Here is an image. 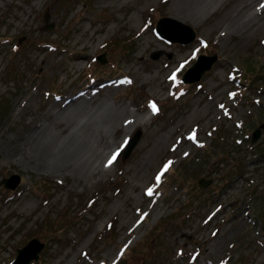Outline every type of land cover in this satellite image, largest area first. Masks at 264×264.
<instances>
[{
  "label": "rangeland",
  "instance_id": "1",
  "mask_svg": "<svg viewBox=\"0 0 264 264\" xmlns=\"http://www.w3.org/2000/svg\"><path fill=\"white\" fill-rule=\"evenodd\" d=\"M173 1L0 0V179L20 177L0 182V264L32 237L43 246L23 264H264V126L250 139L264 122V13L230 33L180 18L195 31L181 43L156 30ZM200 52L216 59L182 81ZM246 64L262 77L242 76ZM95 81V96L138 112L100 179L23 159L18 133Z\"/></svg>",
  "mask_w": 264,
  "mask_h": 264
},
{
  "label": "bare ground",
  "instance_id": "2",
  "mask_svg": "<svg viewBox=\"0 0 264 264\" xmlns=\"http://www.w3.org/2000/svg\"><path fill=\"white\" fill-rule=\"evenodd\" d=\"M170 13L177 19L213 16L210 27L230 33L260 17L264 0H240L236 4L233 0H174ZM99 83H90L82 92L65 91L59 97L60 109L48 112L52 114L49 121L34 120L26 135L19 132L14 148L18 147L23 159L52 171L78 170L99 180L108 169L103 165L105 158L118 152L138 115L129 111L127 103L95 96L93 88ZM110 129L114 130L111 140L107 138ZM17 139L24 145H17ZM152 144L157 145V136Z\"/></svg>",
  "mask_w": 264,
  "mask_h": 264
},
{
  "label": "water",
  "instance_id": "3",
  "mask_svg": "<svg viewBox=\"0 0 264 264\" xmlns=\"http://www.w3.org/2000/svg\"><path fill=\"white\" fill-rule=\"evenodd\" d=\"M157 34L170 41H178L181 43L190 41L194 35L195 31L193 28L184 23L180 19L175 17L162 15L157 18L156 21ZM102 63L106 61L105 53H99L96 56ZM216 59V54H204L198 53L195 60L182 72L181 80L184 82H192L197 80L205 69H208L211 63ZM264 126V122L259 123L251 131V141L255 140L259 135L260 128ZM141 129H136L135 132L129 137L123 155L126 156L137 143L139 137L141 136ZM20 181L19 175L11 174L9 176L2 177L0 182H2L6 187L14 188ZM199 183L205 185L209 179L199 178ZM264 220V213H263ZM43 246V242L38 240L36 237L30 238L26 244L17 248V254L12 260L11 264H23L28 263L32 258L36 259L38 257V252Z\"/></svg>",
  "mask_w": 264,
  "mask_h": 264
},
{
  "label": "trees",
  "instance_id": "4",
  "mask_svg": "<svg viewBox=\"0 0 264 264\" xmlns=\"http://www.w3.org/2000/svg\"><path fill=\"white\" fill-rule=\"evenodd\" d=\"M243 73L241 74L242 76H245L246 77H252V78H261L263 74L262 73V68L257 66L256 68H254L253 66L249 65V64H246L243 66ZM70 217L68 215H63L61 216V218H59L58 220H56V223L59 222V224L63 223V222H70Z\"/></svg>",
  "mask_w": 264,
  "mask_h": 264
},
{
  "label": "snow or ice",
  "instance_id": "5",
  "mask_svg": "<svg viewBox=\"0 0 264 264\" xmlns=\"http://www.w3.org/2000/svg\"><path fill=\"white\" fill-rule=\"evenodd\" d=\"M193 56H195V53H193ZM185 63H186V62H185ZM180 67L183 68V67H184V64H181ZM177 71H179V69H177ZM175 78H176V74L173 73L172 76L170 77V79L175 80ZM150 107H151V109H152V111H153L154 113L158 110L157 107H156V105H155L154 103H153V104H150ZM189 138H190V139H195V135L193 134V135L190 136ZM118 154H119L118 152H117V153H113L112 157L108 160V164H109V165H111V164L113 163V161H115V159L117 158V155H118ZM171 163H172V162L169 161L167 164L164 165V168L161 170L160 174H158V175L156 176V180H157V182L160 181L161 176L163 175V173H164L165 171H167V169H168V167H169V165H170ZM152 192H153V190L150 188V189H148L147 194H148V195H152Z\"/></svg>",
  "mask_w": 264,
  "mask_h": 264
}]
</instances>
